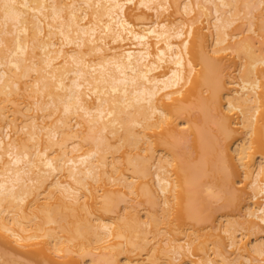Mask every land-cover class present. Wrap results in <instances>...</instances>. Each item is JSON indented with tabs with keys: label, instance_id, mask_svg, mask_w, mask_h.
I'll return each mask as SVG.
<instances>
[{
	"label": "bare ground",
	"instance_id": "obj_1",
	"mask_svg": "<svg viewBox=\"0 0 264 264\" xmlns=\"http://www.w3.org/2000/svg\"><path fill=\"white\" fill-rule=\"evenodd\" d=\"M222 60L234 65L229 88ZM210 108L217 154L246 170L237 225L254 242L233 222L212 227L232 258L197 254L182 228L201 221L192 202L205 165L191 167L181 141L192 135L208 160ZM173 118L187 128L178 133ZM0 123L1 254L35 264L264 261V0H0ZM252 143L263 154L254 164ZM176 197L184 223L171 217Z\"/></svg>",
	"mask_w": 264,
	"mask_h": 264
},
{
	"label": "rangeland",
	"instance_id": "obj_2",
	"mask_svg": "<svg viewBox=\"0 0 264 264\" xmlns=\"http://www.w3.org/2000/svg\"><path fill=\"white\" fill-rule=\"evenodd\" d=\"M256 13H257V11H255ZM254 12V13H255ZM146 13V18H147V20H154V17H152V15H151V12H149V11H146L145 12ZM204 34H207V32L206 31H202ZM211 43V41H210V38H208V45ZM237 59H235V61H236ZM227 61V62H226ZM222 60L221 62L220 61H216L214 64H215V66L216 67H218V68H220V69H222V70H224L223 72H224V77L226 76V78H223L224 79V81H225V79H226V86L228 87V81L230 82V81H232L231 79H232V77L234 76V75H236L234 72H232L233 70H234V65H232L231 64V66H230V61L229 60ZM228 61H229V63H228ZM223 62V63H222ZM219 63H220V65L221 64H224V65H219ZM227 63H228V65H227ZM223 67V68H222ZM225 68L226 69H228V71L227 70H225ZM232 70V71H231ZM225 71H227V72H229V76H227L226 74L227 73H225ZM231 71V72H230ZM229 78V79H228ZM228 84V85H227ZM230 87V86H229ZM228 87V88H229ZM202 91H203V97H207V95H208V93L210 94V91H206V89H202ZM205 91V92H204ZM209 96V95H208ZM207 111H209V115H210V119H209V117H208V120H207V122H206V120H204L205 122L203 123V134H205V137H206V135H207V140H208V142H207V140H206V138L204 139V141H206L207 142V144L205 143V142H203L204 144H206L207 146H213V147H211V150H214L215 151V153H214V151H211V150H209L210 152H208V150H207V152H208V154L206 155L205 154V157H206V159H208V160H204L203 158H202V156H201V153L202 154H204L205 152H204V150L205 149H203V152H200V151H198V149H200L201 150V148H199L198 147V149L197 150H195L196 148H193L192 147V141L193 140H191V138L193 137L192 135H190V137L189 138H187V137H185V141H183V143L185 142V144L187 145V147H186V145L185 144H183L182 143V141H181V148L183 147V151H184V153L185 152H187L189 155H187L186 156V158H187V162H188V164H190L191 162H192V165L193 166H195V164H193L195 161L197 162V161H199V162H197V163H199V164H196V165H198V166H196V168L195 169H198V167L201 169V167L200 166H204L205 165V167H202V169H204L203 171H204V173L203 172H199L198 171V173L199 174H197V175H199V176H196V181L198 182V184H197V182L195 181V183L197 184V186H195V188H194V194H193V199H195V201L194 202H192V204H194V208H195V210H198V212H199V214H200V216H201V221L200 222H196V223H189L188 221H187V223H184L182 220H184V219H182V216L180 217V213L178 214V212H179V210L180 209H178L177 207L179 206V205H177V203L179 204L180 203V205L182 206V202L180 201V200H182V198H183V196L185 195L184 193H182V191H183V188L181 187V190L182 191H180V196L182 197H176L175 199H174V201L172 202V208H171V210H172V212H171V210H170V213H171V217H172V215H173V219H178V221H180V222H183L184 224V227H182V228H185V229H188L187 231H188V233H189V231L191 232L190 234H191V237H193L195 240H194V242H193V244H192V246H196V250H197V254H201L202 255V251L203 250H205V251H211V252H213V251H216L217 250V252L218 251H220L219 253H225L224 255H229V257L230 258H232L231 256H233V255H230V253L232 254V251L234 250L233 248H230L229 246H228V240L227 239H225L224 238V236L222 235V234H218L217 233V231H215L214 232V230H213V228L212 227H214V225H218L219 223H221L222 222V224H220V225H225V223L227 222V221H230V222H233V225H234V228L236 229V230H238L239 232H240V236H242V234H244V235H247L248 236V240L250 241V243L252 244L254 241V236L253 235H251L250 236V233L244 228V226L242 225V226H240V225H237V222L239 223V222H244L245 221V218H244V216L242 217L241 215H243V211H241L242 210V208H243V205L246 203V200L248 199V195H247V188L246 187H244L243 186V183L246 185V180H245V172H246V170H245V168H241V166L239 165V163L238 162H235V163H238V164H236L237 165V167H236V169H232L231 167H229V163L226 161V160H224L225 161V165L222 163V162H224L223 161V156L221 155V156H219L217 153H219V154H221L220 153V149L219 148H217V147H219V146H215V143L216 144H218V145H220V148H221V146H222V143L223 142H220V139L222 138L223 139V135H221V136H219L220 135V133H218L219 132V130H218V128H217V126L215 125V124H217V122H218V118L217 117H215L214 118V115H215V113H214V111H213V113H212V110H211V108L210 109H207ZM206 111V115L208 114V112ZM199 113H200V111L197 113V111H194L193 112V116H195V118H198V120H199V122L201 121V119L202 118H207L206 116L204 117L203 116V114L202 115H200V116H198L199 115ZM201 114V113H200ZM212 114V115H211ZM214 114V115H213ZM209 115H207V116H209ZM216 116V115H215ZM199 117H201V118H199ZM213 117V118H212ZM174 119V118H173ZM173 119H171L172 121H173ZM216 119V120H215ZM197 120V119H196ZM197 120V121H198ZM196 121V122H197ZM216 121V123H214V122ZM174 122H176L177 124H178V126H176V127H178V128H176V130H177V132L178 133H180V131H182L184 128H187V124H185V121L184 120H182V119H177L176 121H175V119H174V121H173V124H175ZM198 122V123H199ZM198 123H197V125H198ZM200 124H202V122L200 123ZM4 126L5 124L4 123H0V127L1 126ZM182 125H186L185 127L184 126H182ZM198 126H201V125H198ZM173 127H175L174 125H173ZM181 130H180V129ZM200 128V127H199ZM202 128V127H201ZM200 128V129H201ZM180 130V131H179ZM206 132V133H205ZM175 134H176V132H175ZM178 135V134H177ZM176 136V135H175ZM185 136H187L186 134H185ZM178 137H179V135H178ZM209 137V138H208ZM221 137V138H220ZM186 139H188L187 141H186ZM193 139V138H192ZM190 140V141H189ZM188 142H190V144L188 143ZM215 142V143H214ZM220 144H219V143ZM69 143H71V142H69ZM210 143V144H209ZM209 144V145H208ZM211 144H213V145H211ZM86 144H84V146H85ZM205 145V146H206ZM255 144L254 143H252L251 144V148L254 146ZM87 146V145H86ZM192 147L191 149H189L190 147ZM215 147V149H213ZM257 147H258V145H257ZM206 148H208V147H206ZM254 150L252 149H250V156L252 157H250L249 159H250V163L251 164H254L257 160H259V158L263 155L261 152V149L259 150V147L258 148H256V146H254ZM219 149V150H218ZM232 149H233V147H232ZM123 151V150H122ZM181 151H182V149H181ZM217 151H219V152H217ZM253 151H254V155H252V153H253ZM106 152H110V151H106ZM119 153H115L117 156L118 155H120V153H121V149H120V151H118ZM206 152V153H207ZM212 152V153H211ZM157 153H158V151H157ZM210 153V154H209ZM261 153V154H260ZM185 155H186V153H185ZM213 155V156H212ZM214 155H215V157H217V156H219V159L218 160H216L215 159V157H214ZM217 155V156H216ZM116 156V157H117ZM222 159H221V158ZM254 157V158H253ZM190 159V160H189ZM202 159V160H201ZM218 161V165H217V170H215V163H217L216 161ZM222 160V161H221ZM255 160V161H254ZM209 161V162H208ZM210 161H212V162H210ZM214 161V162H213ZM254 163H253V162ZM123 162V161H122ZM121 162V163H122ZM195 162V163H196ZM202 162V163H201ZM227 162V163H226ZM204 163V164H203ZM206 163V164H205ZM210 163V164H209ZM221 163V164H220ZM223 164V167H221V165ZM250 164V165H251ZM122 165H123V167L125 166V164H123L122 163ZM192 165L190 164V166L192 167ZM220 165V166H219ZM209 166L211 167V166H214L213 168L211 167L210 169H209ZM226 166H228L229 167V169H228V167H226ZM120 167H121V164H120ZM122 167V168H123ZM219 167H220V170H219ZM227 168L228 170H227V172H226V169H223V168ZM239 167V168H238ZM207 168V169H206ZM201 169V170H202ZM209 169V170H208ZM207 170V171H206ZM225 170V171H224ZM231 170V171H230ZM238 171V173L236 172V171ZM219 172V173H218ZM202 173H203V176L201 177V175H202ZM225 173H227V174H225ZM238 174V175H235V174ZM240 174V175H239ZM230 175V176H229ZM234 175V176H233ZM233 178H232V177ZM241 178H240V177ZM244 176V177H243ZM198 177V178H197ZM228 182V183H227ZM236 183V184H235ZM151 184V183H150ZM233 184V185H232ZM96 186V185H95ZM232 187H234V189L232 188ZM179 189H180V187H178ZM244 188V189H243ZM96 191H97V194L98 195H103V194H101V193H103V192H100V190L101 189H95ZM112 190H113V188H112ZM99 191V192H98ZM102 191V190H101ZM185 192V191H184ZM181 193L182 194H184L183 196L181 195ZM105 194V193H104ZM110 194V193H109ZM176 195H178V194H176ZM178 195V196H179ZM114 196V195H113ZM179 198V199H178ZM176 199L177 200H179L178 202L176 201ZM238 199V200H237ZM99 201H101V199H98V202ZM243 201V202H242ZM258 201V200H257ZM242 202V203H241ZM245 202V203H244ZM175 203H176V205H175ZM120 204V203H119ZM123 204V203H122ZM122 204H120V208H122ZM240 204V205H239ZM124 205V204H123ZM96 206V205H95ZM94 206V207H95ZM98 206V205H97ZM96 206V207H97ZM117 207L116 208H118V209H120L119 207H118V204L116 205ZM146 206V205H145ZM193 206V205H192ZM180 208V207H179ZM117 209V213H119V211L121 210H118ZM116 210V209H115ZM122 211V210H121ZM174 212V213H173ZM201 212V213H200ZM83 213V215H84V211L82 212ZM242 213V214H241ZM59 214H61L60 212H59ZM80 214H81V212H80ZM112 214V213H111ZM110 214V215H111ZM77 215V214H76ZM75 215V216H76ZM82 215V216H83ZM114 215H116V214H112V216H114ZM203 215H204V218H203ZM176 216V217H175ZM178 216V217H177ZM62 217H63V215H62ZM64 217L65 218H67V216H65L64 215ZM70 217V216H69ZM68 217V218H69ZM79 217V216H78ZM77 217V218H78ZM76 218V217H75ZM80 218V217H79ZM202 218L204 219V220H202ZM244 218V219H243ZM126 219L127 218H125V221H126ZM179 219H182V220H179ZM122 220V219H121ZM124 220V219H123ZM227 220V221H226ZM226 221V222H225ZM214 222V223H213ZM188 224H190V225H188ZM182 226V225H181ZM242 227L244 228V229H242ZM186 231V232H187ZM217 235V236H216ZM218 235H219V237H218ZM238 236H239V233H238ZM222 238V239H221ZM224 238V239H223ZM245 238H247V237H245ZM252 241V242H251ZM191 246V247H192ZM1 253H3L2 252V250H0V264H10L11 263V261L13 260V261H15V262H17L16 264H35V263H32L30 260H28V262H26V259H24L21 255H19V254H17V253H12V252H10V251H6L4 254L5 255H3V254H1ZM7 256V257H6ZM11 256V257H10ZM254 256V255H253ZM5 257V258H4ZM121 257V256H120ZM6 258H8V259H6ZM10 258V259H9ZM13 258V259H12ZM255 258H256V256H255ZM9 260V261H8ZM257 260L258 261H253L252 262V264H254V262H255V264H264V261H262L261 262V260H263V259H259V257H257ZM30 261V262H29ZM244 261V260H243ZM241 262V260L240 261H238V264L240 263V264H242V263H246L245 261L244 262ZM260 261V262H259ZM26 262V263H25ZM121 262H122V259H121ZM258 262V263H257ZM246 264H248V263H246Z\"/></svg>",
	"mask_w": 264,
	"mask_h": 264
},
{
	"label": "built area",
	"instance_id": "obj_3",
	"mask_svg": "<svg viewBox=\"0 0 264 264\" xmlns=\"http://www.w3.org/2000/svg\"><path fill=\"white\" fill-rule=\"evenodd\" d=\"M257 199H258V201H261V197H260V196H258V198H257Z\"/></svg>",
	"mask_w": 264,
	"mask_h": 264
}]
</instances>
